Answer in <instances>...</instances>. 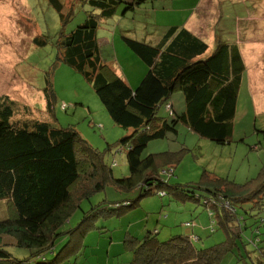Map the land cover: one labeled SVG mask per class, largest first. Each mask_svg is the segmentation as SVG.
<instances>
[{"label":"trees","instance_id":"trees-1","mask_svg":"<svg viewBox=\"0 0 264 264\" xmlns=\"http://www.w3.org/2000/svg\"><path fill=\"white\" fill-rule=\"evenodd\" d=\"M48 1L64 21L67 18L64 3ZM145 1L86 0L92 11L85 21L68 33L62 32L57 41L58 58L93 86L115 124L132 129L130 135L119 141L127 154L129 176L114 177L99 152L75 128L35 117L29 105L7 94L0 96V200L8 201L15 210L14 216L0 220V264H61L84 247L83 235L95 218L122 214L155 192L201 201L227 238L212 246L198 247L196 242L201 238L196 234H173L164 241L157 238V231L147 232L141 239L127 234L124 243L133 251L129 264H221L230 251L241 249L237 238H242L249 216H254L253 224H264V216L251 212L264 209V163L251 185L252 180L227 185L226 179L211 178L206 172L204 177L209 179L206 182L183 185L170 184L161 175L162 165H174L176 161L171 154L143 155L151 140L177 133L179 123L218 144L232 142L238 96L246 71L238 44L223 42L216 36V47L207 55L206 39L187 27L172 25L157 44L122 35L125 44L149 67L139 87L132 88L102 60L97 30L100 21L114 16L120 5H124V10H132ZM34 43L45 41L37 35ZM177 90L184 94L185 110L173 111L171 117L158 116L160 105L167 104ZM44 94L50 113L53 89L49 76ZM160 159L164 161L159 163ZM83 162L90 166L86 177L94 181L93 189L75 203L71 187L83 175ZM108 183L122 188L119 190L137 188L139 195L113 206L112 203L92 206L84 212L78 226L63 230L81 201L103 190ZM196 189L203 193L197 194ZM232 189L246 193L236 194ZM245 204L251 207L245 208ZM61 236L66 242L53 259H47V253L54 251ZM4 244H15L29 254L16 257Z\"/></svg>","mask_w":264,"mask_h":264},{"label":"rangeland","instance_id":"rangeland-1","mask_svg":"<svg viewBox=\"0 0 264 264\" xmlns=\"http://www.w3.org/2000/svg\"><path fill=\"white\" fill-rule=\"evenodd\" d=\"M61 1L67 15L64 21L48 0H0V96L7 94L29 105L35 117L75 128L99 152L114 177H127L130 175L127 154L119 141L130 135L132 129L115 124L93 86L80 72L58 58L57 41L62 32L68 33L84 22L92 8L86 0ZM199 2L202 4L198 7ZM193 8H197L196 11ZM193 14L194 18H200V29L209 27L215 34L208 37L207 55L216 47V36L223 42L238 44L243 53L246 71L234 117L233 140L218 144L179 123L177 133L151 140L143 155L171 154L176 159L174 165L159 168L170 184L204 183L208 179L204 172L211 178L226 179L227 185L244 184L258 175L264 163V0H147L132 10H124V5H120L114 16L100 21L97 30L100 56L114 71L118 68L135 89L149 67L125 44L122 35L157 44L168 27L183 24ZM37 35L44 44L34 43ZM48 76L53 89L50 113L44 97ZM169 100L177 113L185 110L182 91L172 93ZM170 112L163 103L157 114L171 117ZM163 161L160 159L159 163ZM89 167L83 162V175L71 187L75 203L93 189L94 181L86 177L91 171ZM119 189L122 188L108 183L103 190L85 197L63 230L78 226L84 212L92 206L110 203L113 206L139 195L137 188ZM232 190L236 194L246 193ZM195 192L203 193L198 189ZM251 212L264 216L263 208ZM14 214L11 203L0 200V220ZM253 221L254 216L246 219L248 227L242 238H237L241 249L236 247L230 251L221 264H264V224H253ZM155 228L160 230L156 235L162 241L173 234L193 236L196 232L201 238L196 242L198 247L212 246L227 238L225 230L218 222H213L210 210L201 201L181 200L169 192L164 196L155 192L144 196L135 207L122 214L95 218L83 235L84 247L61 264H129L133 251L126 248L125 236L130 234L141 239ZM62 237L58 238L54 251L47 253V259H53L66 242ZM3 246L16 257L29 254L27 249L15 244Z\"/></svg>","mask_w":264,"mask_h":264},{"label":"crops","instance_id":"crops-1","mask_svg":"<svg viewBox=\"0 0 264 264\" xmlns=\"http://www.w3.org/2000/svg\"><path fill=\"white\" fill-rule=\"evenodd\" d=\"M202 3L201 2H199L198 3V7L201 5ZM193 9H195V8H193ZM197 9V8H196ZM196 9H195V11H196ZM194 16H195V14H193L192 16H191V18H189L188 20H185V22L183 23V24H174V25H182V26H184V27H187L188 29H190L192 32H194L195 34H198V35H200L201 37H203L204 39H206V41L208 42L209 40H208V37H214L215 36V34L213 35V31L212 30H210L209 29V27H201V29L198 27V20L200 19V18H194ZM212 35V36H211ZM243 54V53H242ZM245 61V60H244ZM115 72H116V74L117 75H119V76H121L122 78H124L123 76H122V74H121V72H120V70H118V68L115 70ZM144 78V77H143ZM125 79V78H124ZM128 79H129V77H128ZM242 81H243V79H242ZM141 82H142V80H141ZM141 82L138 84V86L137 87H139V85L141 84ZM136 87V88H137ZM135 88V89H136ZM168 103H170L171 105H172V107H173V103L169 100L168 101ZM173 109H174V107H173ZM174 111H176L175 109H174ZM154 231H157V233H159L160 232V230H158L157 228H155L154 229ZM198 232H201L200 230L198 231ZM196 232H194V234H195ZM189 235V234H188Z\"/></svg>","mask_w":264,"mask_h":264},{"label":"clouds","instance_id":"clouds-1","mask_svg":"<svg viewBox=\"0 0 264 264\" xmlns=\"http://www.w3.org/2000/svg\"><path fill=\"white\" fill-rule=\"evenodd\" d=\"M167 104H170V103H167ZM167 104H166V106H167ZM170 105H171V104H170ZM169 109H170L171 112L174 111L172 105H171V108H169ZM171 112H170V113H171Z\"/></svg>","mask_w":264,"mask_h":264},{"label":"built area","instance_id":"built-area-1","mask_svg":"<svg viewBox=\"0 0 264 264\" xmlns=\"http://www.w3.org/2000/svg\"><path fill=\"white\" fill-rule=\"evenodd\" d=\"M167 107L168 108H171V105L170 104H167ZM161 194H164V192H161Z\"/></svg>","mask_w":264,"mask_h":264}]
</instances>
